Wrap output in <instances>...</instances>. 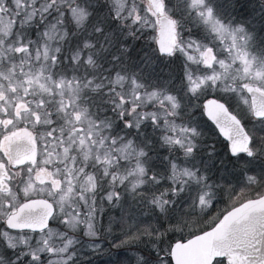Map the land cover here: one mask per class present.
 <instances>
[{"label": "rangeland", "instance_id": "obj_1", "mask_svg": "<svg viewBox=\"0 0 264 264\" xmlns=\"http://www.w3.org/2000/svg\"><path fill=\"white\" fill-rule=\"evenodd\" d=\"M162 2L158 15L148 0L140 4L149 17L142 26L113 18L126 0H0V72L24 80L13 87L24 89L31 75L41 83L40 74L53 65L75 32L73 38L80 34L78 41L87 42L75 48V57L93 40L94 106L109 104L118 115L123 112L130 125L128 141L108 144L107 137L100 140L106 123L99 127L93 120V166L100 170L97 174L93 168V216L90 210L88 216L66 214L65 229L77 228L76 236L58 227L59 209L57 225L45 235L2 232L0 264H13L16 249L32 264H63L67 253L58 250L68 247L72 252L81 244V256L89 264L86 251L97 246L79 236L97 237L105 219L133 223L129 232L140 226L142 241H164L173 234L179 235L175 242L185 240L264 194V122L252 118L244 91L250 84L264 92V32L259 31L264 17L257 12L255 18L260 19L246 25L252 24L257 33L225 9L224 0ZM162 15L174 19L177 27L174 53L163 59L155 53L157 19ZM208 98L225 102L243 122L252 138L251 160L230 158L227 145L204 118ZM117 162L129 165H119L116 173L112 167ZM109 174L111 181L98 190V176ZM128 176V191L117 190ZM141 187L143 192L138 191ZM169 259L157 264H171Z\"/></svg>", "mask_w": 264, "mask_h": 264}, {"label": "flooded vegetation", "instance_id": "obj_2", "mask_svg": "<svg viewBox=\"0 0 264 264\" xmlns=\"http://www.w3.org/2000/svg\"><path fill=\"white\" fill-rule=\"evenodd\" d=\"M224 3L225 9H230L238 18L240 16L239 20L245 26L260 19L255 18L257 12H261V19L264 17V0H224ZM252 26L246 28L255 29ZM259 31L263 33L264 26ZM74 33L61 46L53 65L40 74L41 83L31 75L25 79L28 80L26 87L18 89L13 85L23 79L17 78L16 74L0 72V235L2 232L31 237L45 235L57 225L53 217L58 216L59 209H63L59 216L63 217V222L59 221L58 227L75 235L66 230V214L77 212L88 216L87 210H90L93 216V168L97 174L100 170L93 166V120L99 127L106 123L100 140L107 137L108 144L128 141L130 136V125L123 112L118 115L109 104L94 106L97 98L93 100V40H90L89 49L84 47L82 56L75 57V48L87 42L78 41V32V38H73ZM156 52L159 55L157 49ZM107 75L114 74L105 77ZM119 165L125 168L129 163L117 162L112 167L116 173L121 169ZM112 175L98 176V190H101L102 183L107 185L111 181ZM129 182L128 176L117 190L128 191ZM139 190L143 192L144 189ZM50 206L53 216L46 230L9 229V220L20 210H23L22 219L34 221L49 213ZM107 220L106 227L99 229L97 237L86 239L82 234L79 236L97 246L86 251L90 257L87 263L123 264L127 260L131 264H145L144 251L140 249L144 245L141 240L144 236L137 234L138 244L131 245L126 239L135 235L126 232L128 225H123L117 218L114 222ZM81 248L82 244L80 249H72L78 256L69 264H86ZM11 261L32 264L29 257H24L18 249ZM215 264H225V261L219 260Z\"/></svg>", "mask_w": 264, "mask_h": 264}, {"label": "water", "instance_id": "obj_3", "mask_svg": "<svg viewBox=\"0 0 264 264\" xmlns=\"http://www.w3.org/2000/svg\"><path fill=\"white\" fill-rule=\"evenodd\" d=\"M148 1L158 14L163 6L162 0ZM175 33L174 21L160 17L156 46L161 56L172 54ZM245 92L250 99L252 117L264 120V93L251 85L245 88ZM203 112L226 142L230 157H253L251 136L225 103L209 99L203 104ZM49 208V213L34 221L22 219L23 210H20L9 220L8 227L15 231L45 230L53 216L51 206ZM170 257L173 264H214L216 260H225L226 264H264V195L231 209L213 228L174 243Z\"/></svg>", "mask_w": 264, "mask_h": 264}, {"label": "clouds", "instance_id": "obj_4", "mask_svg": "<svg viewBox=\"0 0 264 264\" xmlns=\"http://www.w3.org/2000/svg\"><path fill=\"white\" fill-rule=\"evenodd\" d=\"M76 0H73V3H75ZM146 3V0H140V3L137 2V0H126L125 7L115 10L116 14L113 17L114 19H132L134 22L141 24L142 26L146 24L149 20V17L145 15L146 8L142 9L140 4ZM251 146V145H250ZM19 195V194H18ZM57 217L54 215L53 220H56ZM61 222H63V217L60 218ZM71 231L76 232L78 229L73 228L71 225H68ZM87 233H85L86 235ZM64 235H67V233H64ZM43 239V237H41ZM138 239V237H137ZM75 240V237H71L68 240V245L71 246ZM61 253H67V259L63 262V264H69L70 261H73L75 259L76 254L74 252H69L68 247L60 248L58 250ZM25 255L27 253H24ZM35 255V253H33ZM15 264V262H13ZM49 264H55V262L50 261ZM123 264H131V262L125 260Z\"/></svg>", "mask_w": 264, "mask_h": 264}, {"label": "trees", "instance_id": "obj_5", "mask_svg": "<svg viewBox=\"0 0 264 264\" xmlns=\"http://www.w3.org/2000/svg\"><path fill=\"white\" fill-rule=\"evenodd\" d=\"M223 145H225V144L223 143ZM240 159H246V158L241 157ZM160 223L162 224V222H160ZM131 224H133V223L130 222L127 225L131 226ZM164 224L165 223H163L162 225H164ZM206 229H204V230H206ZM204 230H202V232ZM140 231H142L140 226L137 227L135 225L134 227H131L130 228V233L135 235V237L129 235L128 238L126 239V241L128 243H130L131 245H133L134 242H136L135 244H138L139 241L136 238L137 237L136 235L139 234ZM178 236L179 235H174V234L170 235L164 241H158L155 237H153L154 239H152V240H149L148 238L144 239V241H143L144 245H142L140 247V249L142 248L143 251H144L145 263L146 264H157L161 260H164L165 258L167 259V252L170 249L171 244H173L179 238ZM182 236H184V235H182ZM133 240H135V241H133Z\"/></svg>", "mask_w": 264, "mask_h": 264}]
</instances>
